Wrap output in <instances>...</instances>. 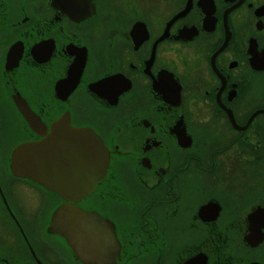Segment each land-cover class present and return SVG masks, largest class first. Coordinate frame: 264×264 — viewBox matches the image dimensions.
<instances>
[{"label":"flooded vegetation","instance_id":"obj_1","mask_svg":"<svg viewBox=\"0 0 264 264\" xmlns=\"http://www.w3.org/2000/svg\"><path fill=\"white\" fill-rule=\"evenodd\" d=\"M65 117L110 157L82 255L8 166ZM0 264H264V0H0Z\"/></svg>","mask_w":264,"mask_h":264},{"label":"water","instance_id":"obj_2","mask_svg":"<svg viewBox=\"0 0 264 264\" xmlns=\"http://www.w3.org/2000/svg\"><path fill=\"white\" fill-rule=\"evenodd\" d=\"M22 115L32 123L29 113L22 111ZM64 120L53 123L40 140L13 146L8 166L14 175L35 181L64 201L53 210L45 231L60 235L82 255V237L90 235L107 242L113 235L111 225L106 221L102 224L97 215L68 202H78L93 191L105 177L110 157L96 132L88 127H71L66 117Z\"/></svg>","mask_w":264,"mask_h":264},{"label":"rangeland","instance_id":"obj_3","mask_svg":"<svg viewBox=\"0 0 264 264\" xmlns=\"http://www.w3.org/2000/svg\"><path fill=\"white\" fill-rule=\"evenodd\" d=\"M18 188H19V192L17 193L21 194L22 191H25L30 193L31 196L29 199H25L20 194L19 195L15 194L16 196L15 198L18 206L17 214L20 218L22 217L25 220L34 221L40 203L38 194L36 191L26 186H23L22 184L18 185ZM31 224H33V222Z\"/></svg>","mask_w":264,"mask_h":264},{"label":"bare ground","instance_id":"obj_4","mask_svg":"<svg viewBox=\"0 0 264 264\" xmlns=\"http://www.w3.org/2000/svg\"><path fill=\"white\" fill-rule=\"evenodd\" d=\"M104 231L107 233V236H108V231H107L106 228L104 229ZM109 240H110V238H109L108 241H107V242H108L107 245L109 244Z\"/></svg>","mask_w":264,"mask_h":264}]
</instances>
